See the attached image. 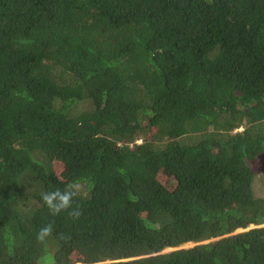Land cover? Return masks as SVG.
<instances>
[{
	"label": "trees",
	"instance_id": "trees-1",
	"mask_svg": "<svg viewBox=\"0 0 264 264\" xmlns=\"http://www.w3.org/2000/svg\"><path fill=\"white\" fill-rule=\"evenodd\" d=\"M262 174L264 0H0V264H264Z\"/></svg>",
	"mask_w": 264,
	"mask_h": 264
},
{
	"label": "clouds",
	"instance_id": "clouds-1",
	"mask_svg": "<svg viewBox=\"0 0 264 264\" xmlns=\"http://www.w3.org/2000/svg\"><path fill=\"white\" fill-rule=\"evenodd\" d=\"M83 191V184L80 179L68 182L63 189L56 188L51 191L41 193V201L43 205L49 210L52 215H58L62 211H66L72 207L73 199L81 195ZM79 215V210L76 209L74 213ZM53 232L51 223L40 228L36 233L38 242L43 243ZM99 264V262H98Z\"/></svg>",
	"mask_w": 264,
	"mask_h": 264
},
{
	"label": "rangeland",
	"instance_id": "rangeland-1",
	"mask_svg": "<svg viewBox=\"0 0 264 264\" xmlns=\"http://www.w3.org/2000/svg\"><path fill=\"white\" fill-rule=\"evenodd\" d=\"M263 164V163H262ZM262 177V178H261ZM264 178V175L262 174V175H260L259 177H258V183H256V192L258 193V192H261L263 189H264V185L263 186H261V185H259L260 184V182H261V179H263ZM260 194V193H259ZM262 194V193H261ZM191 244L192 243H189V244H186V245H184V246H182L183 248H188V247H191ZM77 264H81V263H77Z\"/></svg>",
	"mask_w": 264,
	"mask_h": 264
},
{
	"label": "water",
	"instance_id": "water-1",
	"mask_svg": "<svg viewBox=\"0 0 264 264\" xmlns=\"http://www.w3.org/2000/svg\"><path fill=\"white\" fill-rule=\"evenodd\" d=\"M216 240H218V239H212V240H209V241H206V242H203V243L213 242V241H216ZM198 244H200V243H198ZM198 244H191V246L198 245ZM181 248H183V247H181ZM168 251H170V249H168ZM168 251L166 250L164 252H168ZM105 263H107V262H105Z\"/></svg>",
	"mask_w": 264,
	"mask_h": 264
}]
</instances>
